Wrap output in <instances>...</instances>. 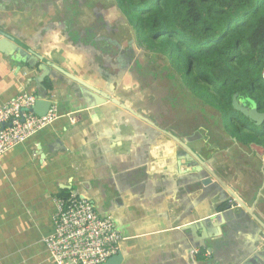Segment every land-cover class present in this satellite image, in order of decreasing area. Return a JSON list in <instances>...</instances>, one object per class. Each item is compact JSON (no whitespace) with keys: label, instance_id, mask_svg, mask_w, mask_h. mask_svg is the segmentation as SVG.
Here are the masks:
<instances>
[{"label":"crops","instance_id":"0c3cea01","mask_svg":"<svg viewBox=\"0 0 264 264\" xmlns=\"http://www.w3.org/2000/svg\"><path fill=\"white\" fill-rule=\"evenodd\" d=\"M0 30L13 38L0 41L9 50L0 49V107L28 92L50 99L57 114L0 156V264H56L44 238L52 198L69 196L111 219L125 238L120 264H264V138L247 143L192 98L190 114L177 112L164 99L169 85L160 90L150 61L140 62L147 54L115 0H0ZM21 50L123 105L96 102ZM207 171L215 178L204 183ZM229 192L246 210L229 207Z\"/></svg>","mask_w":264,"mask_h":264},{"label":"trees","instance_id":"16d2710c","mask_svg":"<svg viewBox=\"0 0 264 264\" xmlns=\"http://www.w3.org/2000/svg\"><path fill=\"white\" fill-rule=\"evenodd\" d=\"M140 48L247 143L262 142L232 96L264 112V0H115ZM264 141V139H263Z\"/></svg>","mask_w":264,"mask_h":264},{"label":"built area","instance_id":"2783aa9c","mask_svg":"<svg viewBox=\"0 0 264 264\" xmlns=\"http://www.w3.org/2000/svg\"><path fill=\"white\" fill-rule=\"evenodd\" d=\"M37 99L32 93L20 92L0 107V156L56 119L53 104L42 116L30 111ZM52 203L53 231L44 244L56 264H102L119 251L125 238L109 217L96 212L90 200L54 197ZM228 205L239 207L233 198Z\"/></svg>","mask_w":264,"mask_h":264},{"label":"water","instance_id":"95a60500","mask_svg":"<svg viewBox=\"0 0 264 264\" xmlns=\"http://www.w3.org/2000/svg\"><path fill=\"white\" fill-rule=\"evenodd\" d=\"M13 38L10 37L6 32L1 31L0 30V41H5L6 43H12ZM2 42L0 43V46H2ZM1 49V48H0ZM3 52H8L6 50L1 49ZM27 53H29L32 58L34 59L33 62H36L37 60H41L43 62L44 65L50 66L52 67V69H54L55 71L61 73L63 76H65L67 79L71 80L73 82V84L70 85L71 88H75V85H79L80 89H84L85 91H88L89 93H91L92 95H94V97H96L94 100L96 102H105V101H110L113 104H116L118 106H122L123 104L117 100L116 98L112 97L110 95V93H108V91L106 90H102L100 88H97L91 84H88L87 82H85L84 80L76 77L74 74H71L67 71H65L63 68L55 65L53 62H51L49 59H43L42 57L40 58V56L32 51H25V50H21L19 51V56L20 57H26ZM29 60V59H28ZM31 66H34L31 65ZM52 105V101L50 99H46V98H40L37 99L36 102L33 104V106H31L30 111H32L34 114L38 115V116H42L44 115L48 109L50 108V106ZM232 107L239 111L243 116H245L246 118H248L254 125L256 126H261L264 123V112H259L255 107H246L244 106L242 103L238 102L236 99V95L232 96ZM173 137V136H172ZM176 142H178V145L192 158L195 159L198 164L201 166L202 169H207L201 162H203V159L201 158L200 155H198L197 153L194 152V150H192L189 146L188 143H186L185 141L181 140V139H174ZM186 159V158H185ZM188 162V160H187ZM209 173V171H207ZM210 177L207 178V180H204L203 182L206 183V181L208 182V180H212L213 178H215L214 174L209 173ZM229 194L241 205L243 210L245 209V205L240 201V199L236 196V194H234L233 192H229ZM213 220H219L220 221V217L215 216L214 218H212ZM211 219V220H212ZM257 219V218H255ZM207 221H202V224H205ZM259 227L260 229L263 231L264 233V224L263 223H259ZM122 261V254L120 251H118L115 255H112L111 257H109L104 263L102 264H120ZM254 262V261H251ZM257 264V263H254Z\"/></svg>","mask_w":264,"mask_h":264},{"label":"rangeland","instance_id":"374dc122","mask_svg":"<svg viewBox=\"0 0 264 264\" xmlns=\"http://www.w3.org/2000/svg\"><path fill=\"white\" fill-rule=\"evenodd\" d=\"M141 51H143L142 48H140ZM145 52V51H143ZM147 55L145 56L144 60H140L141 63H144L145 61L146 63L150 61V63H148L149 65L147 66V68H149V70H153L156 72V76H155V82H156V86L159 87L160 90H165V88L167 87V84L170 87V92L165 93L166 97L164 96V99H171L172 101H175V103H177L181 109L178 110L177 112H183V113H191L192 111H190V109L188 107H192V104H189L191 102H193V100L191 101V97H189L187 94V92L183 93L182 90L179 88V86H182L179 81V79H177V77H175V80H177L179 82V86L176 87L174 86L175 83H173L172 80H168V78H166V76L164 75L163 71L161 70V67H163L164 65L161 63V58L159 59V57L157 56H153L151 55L149 52H145ZM144 53V54H145ZM183 88V87H182ZM183 91H186L185 88H183ZM187 103V104H186ZM187 105V106H186ZM198 115V113H197ZM200 116V115H198Z\"/></svg>","mask_w":264,"mask_h":264},{"label":"flooded vegetation","instance_id":"af4514ba","mask_svg":"<svg viewBox=\"0 0 264 264\" xmlns=\"http://www.w3.org/2000/svg\"><path fill=\"white\" fill-rule=\"evenodd\" d=\"M123 27V26H122ZM123 31H124V29H123Z\"/></svg>","mask_w":264,"mask_h":264}]
</instances>
